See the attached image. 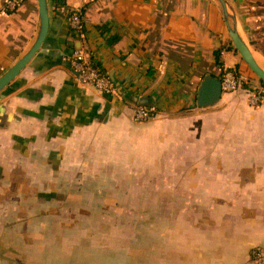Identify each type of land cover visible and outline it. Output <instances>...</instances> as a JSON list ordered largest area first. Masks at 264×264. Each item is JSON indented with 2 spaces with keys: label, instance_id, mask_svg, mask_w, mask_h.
I'll return each instance as SVG.
<instances>
[{
  "label": "crops",
  "instance_id": "obj_1",
  "mask_svg": "<svg viewBox=\"0 0 264 264\" xmlns=\"http://www.w3.org/2000/svg\"><path fill=\"white\" fill-rule=\"evenodd\" d=\"M8 1L0 77L39 28L36 0L15 11ZM225 1L264 70V0ZM48 9L41 49L0 92V264H253L250 251L264 247V103L249 106L242 90L193 107L202 81L226 71L264 90L218 2ZM73 10L82 37L69 29ZM74 49L137 98L159 91L152 117L136 123L138 106L81 85L67 63Z\"/></svg>",
  "mask_w": 264,
  "mask_h": 264
},
{
  "label": "water",
  "instance_id": "obj_2",
  "mask_svg": "<svg viewBox=\"0 0 264 264\" xmlns=\"http://www.w3.org/2000/svg\"><path fill=\"white\" fill-rule=\"evenodd\" d=\"M38 8V18H39V28L37 32V37L27 51V53L17 62L13 67H11L6 73L0 77V92L8 87L26 68L30 63L35 54L41 49L43 43L45 42L48 26H49V16H48V0H36ZM221 8L223 20L226 26L228 37L234 50L239 54L241 60L249 68V70L255 75L259 82L264 84V70L261 69L255 62L252 54L250 53L248 47L242 41L237 32V21L236 18L229 12L227 3L225 0H216ZM109 79L113 84L116 94L123 100L129 103L143 108H151L157 102L161 93L157 91L149 97L137 98L132 94L128 93L122 86L121 83L110 74ZM222 95L221 82L218 78L206 77L196 95V103L193 107L207 108L215 105Z\"/></svg>",
  "mask_w": 264,
  "mask_h": 264
},
{
  "label": "built area",
  "instance_id": "obj_3",
  "mask_svg": "<svg viewBox=\"0 0 264 264\" xmlns=\"http://www.w3.org/2000/svg\"><path fill=\"white\" fill-rule=\"evenodd\" d=\"M25 0H9L7 6L11 11L18 9ZM68 23L70 31L78 37L83 36L82 13L79 10L69 12ZM67 63L75 74L77 81L84 86L92 87L100 93L115 95L116 91L107 74L100 71L88 60V56L82 49H74L68 57ZM221 90L223 94H232L244 91L248 94V103L251 107H258L264 103L263 89H249L231 71L223 73L221 79ZM152 110L138 107L135 110L133 120L136 123H145L152 117ZM250 261L253 264H264V247L254 248L250 251Z\"/></svg>",
  "mask_w": 264,
  "mask_h": 264
},
{
  "label": "trees",
  "instance_id": "obj_4",
  "mask_svg": "<svg viewBox=\"0 0 264 264\" xmlns=\"http://www.w3.org/2000/svg\"><path fill=\"white\" fill-rule=\"evenodd\" d=\"M63 4H64V0H55V6H56V7L62 6ZM99 30L103 31L102 27L99 28ZM114 41H116V39H111V40L109 41V44L112 45V43H114ZM215 57H216V59H217V61H218V59H219V53H218V52L215 53ZM234 74H235V73H234ZM235 76L237 77L236 74H235ZM261 85L264 86L263 83H261Z\"/></svg>",
  "mask_w": 264,
  "mask_h": 264
},
{
  "label": "rangeland",
  "instance_id": "obj_5",
  "mask_svg": "<svg viewBox=\"0 0 264 264\" xmlns=\"http://www.w3.org/2000/svg\"><path fill=\"white\" fill-rule=\"evenodd\" d=\"M246 103H247V100H246ZM210 111H211V110H210ZM200 114H201V115H203V114H204V112H203V111H201V112H200ZM137 193H138V192H137ZM137 196H138V195H137Z\"/></svg>",
  "mask_w": 264,
  "mask_h": 264
}]
</instances>
